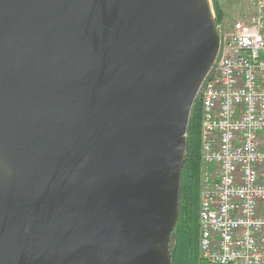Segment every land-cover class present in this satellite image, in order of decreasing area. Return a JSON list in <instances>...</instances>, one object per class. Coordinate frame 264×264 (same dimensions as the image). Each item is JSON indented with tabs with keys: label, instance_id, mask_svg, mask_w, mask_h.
Returning a JSON list of instances; mask_svg holds the SVG:
<instances>
[{
	"label": "water",
	"instance_id": "95a60500",
	"mask_svg": "<svg viewBox=\"0 0 264 264\" xmlns=\"http://www.w3.org/2000/svg\"><path fill=\"white\" fill-rule=\"evenodd\" d=\"M210 0H0V264H173Z\"/></svg>",
	"mask_w": 264,
	"mask_h": 264
},
{
	"label": "built area",
	"instance_id": "2783aa9c",
	"mask_svg": "<svg viewBox=\"0 0 264 264\" xmlns=\"http://www.w3.org/2000/svg\"><path fill=\"white\" fill-rule=\"evenodd\" d=\"M251 7L219 35L197 96L199 257L209 264H264V0Z\"/></svg>",
	"mask_w": 264,
	"mask_h": 264
},
{
	"label": "trees",
	"instance_id": "16d2710c",
	"mask_svg": "<svg viewBox=\"0 0 264 264\" xmlns=\"http://www.w3.org/2000/svg\"><path fill=\"white\" fill-rule=\"evenodd\" d=\"M216 24L223 13L214 2ZM197 99L193 106L188 126V152L182 177V192L179 220L170 243L173 264H197L199 242V181H200V124L201 109Z\"/></svg>",
	"mask_w": 264,
	"mask_h": 264
},
{
	"label": "rangeland",
	"instance_id": "374dc122",
	"mask_svg": "<svg viewBox=\"0 0 264 264\" xmlns=\"http://www.w3.org/2000/svg\"><path fill=\"white\" fill-rule=\"evenodd\" d=\"M214 2L217 5L218 9H220L221 13H223V19L220 20L218 24H216V28L218 30L219 35L229 34L233 30V25L235 21L237 20L246 21L249 19L252 13V7H251L252 0H210L215 22L217 19V14L214 7ZM199 191H200V187H199ZM199 203H200V193H199ZM198 216H199V208H198ZM197 261H198L197 264H209L201 260L199 257V242H198Z\"/></svg>",
	"mask_w": 264,
	"mask_h": 264
},
{
	"label": "bare ground",
	"instance_id": "6f19581e",
	"mask_svg": "<svg viewBox=\"0 0 264 264\" xmlns=\"http://www.w3.org/2000/svg\"><path fill=\"white\" fill-rule=\"evenodd\" d=\"M213 14V13H212Z\"/></svg>",
	"mask_w": 264,
	"mask_h": 264
}]
</instances>
